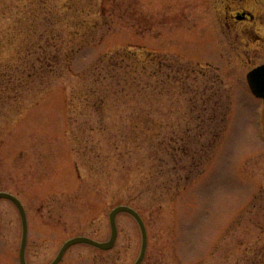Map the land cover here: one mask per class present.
<instances>
[{
  "label": "rangeland",
  "instance_id": "374dc122",
  "mask_svg": "<svg viewBox=\"0 0 264 264\" xmlns=\"http://www.w3.org/2000/svg\"><path fill=\"white\" fill-rule=\"evenodd\" d=\"M248 19H240L242 16ZM255 17H254V16ZM264 0H0V193L28 264H264ZM115 245L60 264H135ZM23 220L0 200V264Z\"/></svg>",
  "mask_w": 264,
  "mask_h": 264
},
{
  "label": "water",
  "instance_id": "95a60500",
  "mask_svg": "<svg viewBox=\"0 0 264 264\" xmlns=\"http://www.w3.org/2000/svg\"><path fill=\"white\" fill-rule=\"evenodd\" d=\"M248 82H249V85L253 93L257 97L264 99V64L255 68L253 71H251L248 74ZM0 199H8L12 201L13 203L16 204V206L20 210L22 220H23V240H22L21 251H20V259H21L22 264H27L26 249H27V242H28V219H27L26 210L23 204L21 203V201L11 194L0 193ZM123 212L131 214L138 221L141 227L142 234H143V246H142L141 255L135 264H142L146 256L147 245H148V235H147L146 226L141 216L137 213V211L127 206H120L114 209V211L112 212L111 214L112 236L109 241L105 243H101V242L95 241L88 237H77V238L71 239L65 243L57 259L52 264H59L62 261L66 252L72 246L77 245V244H87V245H91V246H94L96 248H100L103 250L111 249L115 245L117 236H118L117 215Z\"/></svg>",
  "mask_w": 264,
  "mask_h": 264
},
{
  "label": "flooded vegetation",
  "instance_id": "af4514ba",
  "mask_svg": "<svg viewBox=\"0 0 264 264\" xmlns=\"http://www.w3.org/2000/svg\"><path fill=\"white\" fill-rule=\"evenodd\" d=\"M254 16V15H253ZM255 17V16H254ZM249 17L246 15L245 17L242 16L240 19H248Z\"/></svg>",
  "mask_w": 264,
  "mask_h": 264
}]
</instances>
